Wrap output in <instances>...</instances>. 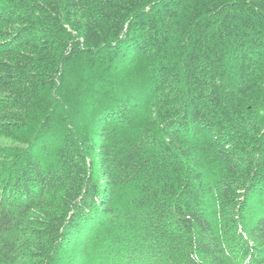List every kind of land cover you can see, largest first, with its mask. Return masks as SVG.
<instances>
[{
    "label": "trees",
    "instance_id": "1",
    "mask_svg": "<svg viewBox=\"0 0 264 264\" xmlns=\"http://www.w3.org/2000/svg\"><path fill=\"white\" fill-rule=\"evenodd\" d=\"M0 264H264V0H0Z\"/></svg>",
    "mask_w": 264,
    "mask_h": 264
}]
</instances>
